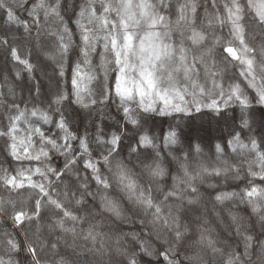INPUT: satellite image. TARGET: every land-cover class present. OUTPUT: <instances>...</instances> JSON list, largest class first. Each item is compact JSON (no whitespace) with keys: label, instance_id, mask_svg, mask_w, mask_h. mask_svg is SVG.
Returning a JSON list of instances; mask_svg holds the SVG:
<instances>
[{"label":"snow or ice","instance_id":"1","mask_svg":"<svg viewBox=\"0 0 264 264\" xmlns=\"http://www.w3.org/2000/svg\"><path fill=\"white\" fill-rule=\"evenodd\" d=\"M0 52V264H264V0H0Z\"/></svg>","mask_w":264,"mask_h":264},{"label":"trees","instance_id":"2","mask_svg":"<svg viewBox=\"0 0 264 264\" xmlns=\"http://www.w3.org/2000/svg\"><path fill=\"white\" fill-rule=\"evenodd\" d=\"M226 31V30H225ZM23 54H26L24 52V50L22 49V55ZM33 59H35L33 57ZM17 70H20L21 71V74H22V77L23 79L26 81L27 79V73L23 70V66H20V65H17L16 66ZM7 71L9 74H12L13 72V68H12V65L7 63L4 59V56H3V53L0 52V77H2V74ZM49 73L51 74V68L48 69ZM167 125V122H165V127ZM159 129H157L158 131ZM215 134V133H214ZM53 163L56 164V163H62V158H59V157H56L54 160H53ZM243 187V183L242 182H239V181H232V182H229V184L225 187H222L220 190H223V191H239L240 188ZM208 191H212L211 189H209ZM215 193L213 192V195ZM211 206V205H210ZM236 211H238L240 213V215H244V206L243 205H240V207L238 209H236Z\"/></svg>","mask_w":264,"mask_h":264}]
</instances>
